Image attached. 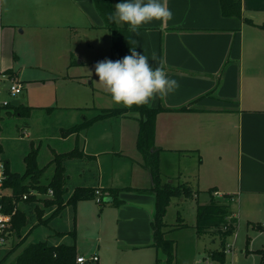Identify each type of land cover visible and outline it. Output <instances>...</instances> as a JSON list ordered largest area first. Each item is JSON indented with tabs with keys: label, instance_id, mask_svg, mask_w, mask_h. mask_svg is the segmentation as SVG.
I'll return each instance as SVG.
<instances>
[{
	"label": "crops",
	"instance_id": "1",
	"mask_svg": "<svg viewBox=\"0 0 264 264\" xmlns=\"http://www.w3.org/2000/svg\"><path fill=\"white\" fill-rule=\"evenodd\" d=\"M21 1L20 13L27 22L42 29L47 26L46 37L49 39L55 36L62 39L64 54L68 60L71 59L70 67L77 64L75 56H82L86 52L87 30L96 35L90 40L106 41L97 49L103 52L108 47L112 50V58L107 55L105 59L120 60L112 47V31L105 26L94 0ZM167 4L173 13L171 20H153L140 27L138 33L130 32L132 39L138 41L135 50L147 55L153 68L162 65L168 77L180 85L173 93L158 96L146 105L149 108L163 106L171 109L161 112L156 120L155 145L161 150V174V168L169 166L168 155L199 157L196 177L197 196L201 204L211 201L210 190H214L213 198L218 201H230L231 205L238 201L242 223L256 224L257 231L264 233V34L261 29L264 25V0H242L244 15L254 24L224 17L220 0H167ZM118 26L129 29L126 24ZM55 29H58L57 34L52 32ZM153 53L155 61L152 60ZM105 59L93 58L91 63ZM83 63L80 59L78 65ZM7 72H12L16 77L14 71L8 70L5 74ZM100 91L111 98L104 89ZM189 104L191 111H174ZM113 106L95 107L98 113L91 117L81 114V121L77 112L66 123L59 121L52 132L47 129L33 135L30 150L33 146L41 152L42 146L47 145L51 152L48 163L56 154L73 150L82 153L80 157L65 163L67 199L78 187L93 188L102 194L101 203L90 199L78 202L75 207L66 206L62 214L49 224H52L54 231L53 241H49V234L45 235L44 241L54 246H74L75 264L78 257H85L91 251L88 264H167L160 250L154 246L157 198L149 190L153 185L152 176L143 167V158L137 148L138 114L106 118L79 132L63 135L64 130L101 114L100 110L122 107ZM29 108L32 111L28 121L35 109H44L48 113L68 110L65 114L73 113V109H94ZM31 126V122H26V128L31 129ZM3 152L1 146V157ZM2 160L9 164L11 170L14 168L7 159L2 157ZM180 176L183 174L175 177L177 182ZM184 176L190 175L187 172ZM185 183L191 187L190 183ZM109 189L121 190L119 205L108 196L106 190ZM40 200L37 197L31 203L19 204V210H31L33 213L27 231L26 228L23 231V238L30 235V229L39 225L35 210L37 206L42 208ZM177 200L182 203L186 199ZM54 209L44 211L42 219L50 217ZM229 218L236 221L237 234L236 211L232 210ZM188 227L181 223L173 229L166 224L165 238L175 243L173 264L210 263L208 260L215 251L209 258L198 260L201 248L198 239L212 240L217 237L208 233L199 234L195 224V232L186 235L189 250L186 246L181 248L183 236L177 232L183 233L182 229ZM174 230H177L176 235L173 234ZM15 238L19 242L22 240L17 236ZM212 242L215 244L214 240ZM234 246L235 241L234 245L226 246V254L232 255V259L236 256ZM262 250L264 245L256 246L253 240H246L242 254L259 257L256 264H261ZM203 251L205 254L206 249ZM19 255L11 259L15 260ZM95 256L98 261H91Z\"/></svg>",
	"mask_w": 264,
	"mask_h": 264
},
{
	"label": "rangeland",
	"instance_id": "2",
	"mask_svg": "<svg viewBox=\"0 0 264 264\" xmlns=\"http://www.w3.org/2000/svg\"><path fill=\"white\" fill-rule=\"evenodd\" d=\"M21 6V0H0V72L5 73L8 70H12L16 73V77L14 75L11 78H15V81L23 86V91L16 99L28 107H94V109L80 111L73 109L71 111L73 113L70 114H65L69 112L68 110L64 113H58V111L53 109L55 112L48 113L44 109H35V113L32 115L30 121L15 116H8L4 109L1 112L2 120L0 122V145L4 151L2 157L7 159L11 163V166L14 167L12 171L19 174L25 172L26 165L24 156L30 151L29 145L35 132L43 133L47 129L52 132L58 127L59 121L66 123L71 117H75V113L77 112L80 114L79 121H81L83 114H86L88 117L94 114L96 115L98 109L95 107H112L114 105L111 98L105 96L100 91V89H103L102 86L94 82H98L99 77L95 74L96 63H91L93 58L105 59L107 55L111 56H109L110 59L112 58V50L110 48H105L103 52L97 49L99 45H105L106 41L102 39L96 42L90 40L96 37V35L93 31L87 30L85 33L87 40L85 44L86 52L85 54H81L82 56H75L74 61L77 64L70 67L71 59L68 60L64 54L62 39L57 36L49 39L46 37L48 35V31H46L47 26L42 29L39 25L27 22L20 13ZM20 23H22L21 26H19ZM8 25L12 27L7 28ZM261 29L264 34V27H261ZM57 30L55 29L52 32L57 34ZM82 47L83 45H81ZM80 59L84 61L83 65H78ZM89 71L92 73L91 77L88 75ZM11 83L10 78L5 80V83L2 85L3 89L6 90ZM2 98L11 99L10 95L5 91L2 94ZM26 122H31V129L25 127ZM63 135H65L64 131ZM47 148V145H43L41 152H39V167L49 166L48 161L51 159V152ZM168 156V168H161L162 180L164 182L173 180L175 184L188 182L197 191L198 182L196 176L198 168L196 167H198L199 157ZM2 157L0 156V161H3ZM45 169L42 180L47 183L52 177L53 168L47 167ZM187 172L190 176L185 177L184 173ZM180 174H183V176H180L181 179L177 183L175 177ZM198 202L202 203L200 200L197 201L196 198H188L182 203L177 198H173L164 218L165 224H168L173 229L181 223L189 226L186 229H182L183 233H179L177 230L173 232L174 235H176V231L177 234L183 236L182 241L186 245L181 243V248L186 246L189 250L186 235L195 232L193 226L197 222ZM227 204H229V207L231 206L229 208L230 212L232 210L236 211L238 220L237 234L235 233L236 235H232L226 240L227 248L228 245H234L235 241L233 248V250L235 249V258L232 259V255L228 253L223 263L209 258V255L213 251L218 250L219 244L221 243L220 238L217 237L212 238L215 244L210 239H198L201 247L198 260L201 261L206 257L209 258L208 261L211 264H256V260L259 257L255 255L245 256L242 254V250L245 249L246 240H253L256 246L264 245V233L257 231L258 225L256 224L248 225L245 221L242 223L240 218V204L238 201L232 205L228 201ZM178 219H180L179 222ZM29 231H31L30 235L14 251L11 258L19 255L30 244L44 241L46 234L51 236L49 241H53L52 234L54 231L52 224L44 228L42 225H37ZM173 234L171 233V237ZM175 238L178 239L177 236ZM18 240L17 238L9 239L7 247L13 249L15 244L19 242ZM205 249L207 253L205 252L204 254L203 250ZM90 256H92V251L85 258L88 259Z\"/></svg>",
	"mask_w": 264,
	"mask_h": 264
},
{
	"label": "trees",
	"instance_id": "3",
	"mask_svg": "<svg viewBox=\"0 0 264 264\" xmlns=\"http://www.w3.org/2000/svg\"><path fill=\"white\" fill-rule=\"evenodd\" d=\"M115 2L120 0H94L96 9L101 15L104 24L112 31L113 49L118 54L119 59L126 55H130L132 45L128 41L131 37L129 29L118 26L117 23L109 21L108 15L115 11ZM221 11L224 17L234 18L243 21L246 24H254V22L244 15L242 9V0H220ZM261 27H264L262 25ZM132 38V37H131ZM13 76L12 72H7ZM5 109L8 116H15L22 119H28L31 114V109L24 105L18 107L8 106L6 108L0 107V122L2 120L1 112ZM53 108H49L51 110ZM191 104L175 109L174 111L187 112L191 111ZM101 114L91 120L85 121L81 125L74 126L70 129L64 130L65 134L79 132L82 129L90 127L97 121L126 116L129 113L138 114L139 118V133L137 140V148L143 158V167L148 170L152 176L153 185L149 189L156 194V217L154 222V246L157 247L162 256H164L167 264H173L175 260V243L172 240L166 239L164 229L166 224L164 218L166 216L168 207L173 198H196L198 199L199 192H195L187 183L175 184L173 180L164 182L159 167L160 149L155 145V128L157 116L164 111H171V109L160 106L159 108H149L148 106L131 107V108H113L100 110ZM1 153V150H0ZM39 150L32 146L31 150L25 157L26 169L23 174L13 172L8 163H5L7 180L4 188L9 190L11 194L6 200V212H12L18 203H21L24 194L31 190H36L42 195H47L50 190L54 195L51 198H40L42 208L36 207V217L39 225L49 226L52 219L59 217L65 210L66 206L73 207L80 201L95 199L96 190L87 187H78L74 190L71 196L67 199L68 189L65 173V163L68 160L80 157L82 153L73 150L67 153L56 154L53 160L49 163V167H53V175L49 182H43L45 168H40L38 165ZM108 196L112 197L115 204L119 205L121 202L118 195L120 189H109ZM212 196L208 204H201L198 202V213L196 230L199 234H211L214 237L220 238V248L212 254V259L223 263L226 258V240L236 232V221L229 218L230 210L229 204L221 202L213 198L214 190H210ZM34 197H29L28 201L24 203H31ZM67 199V200H66ZM55 208L50 217L42 219L44 211ZM32 211L17 210L13 216V230L15 236L22 238L20 242L15 244L14 248L7 254L5 260H10L14 251L19 248L25 241L26 237H22L24 229L29 225L32 219ZM262 256L261 264H264V250L260 252ZM160 258L158 259V261ZM15 264H75L76 252L74 246H67L60 244L57 246L51 245L48 242L40 241L30 244L24 251L14 260Z\"/></svg>",
	"mask_w": 264,
	"mask_h": 264
},
{
	"label": "clouds",
	"instance_id": "4",
	"mask_svg": "<svg viewBox=\"0 0 264 264\" xmlns=\"http://www.w3.org/2000/svg\"><path fill=\"white\" fill-rule=\"evenodd\" d=\"M114 8L108 20L128 25L131 33H138L140 27L153 20L167 22L173 18L167 0H123L116 3ZM128 41L132 45L130 55L95 64V74L99 80L94 82L110 94L114 104L125 108L145 106L158 96H166L180 87L178 81L168 77L162 65L153 68L148 56L135 50L137 40L128 37ZM155 59L153 53L152 60ZM88 75L91 77L92 73L89 71Z\"/></svg>",
	"mask_w": 264,
	"mask_h": 264
},
{
	"label": "built area",
	"instance_id": "5",
	"mask_svg": "<svg viewBox=\"0 0 264 264\" xmlns=\"http://www.w3.org/2000/svg\"><path fill=\"white\" fill-rule=\"evenodd\" d=\"M11 79L12 83L11 85L4 90L2 85L5 83V80ZM7 92L11 99H3L2 94L3 92ZM23 91V86L15 81V78H11L8 74L1 73L0 72V107L6 108L8 106H11L12 100H15L18 95L21 94ZM8 176L6 173V167L5 163L3 161H0V264H15L14 259L5 260L7 254L12 250L11 248L7 247L8 240L11 238L15 239L14 230H13V223L12 219L13 216L16 214L17 210H19V204L14 208V210L10 212H6V198L11 194L9 190H6L4 188V184L7 180ZM54 193L52 190L48 192L47 195H42L36 190H31L29 193L24 194L21 200L22 202L28 201L29 197L34 198H51L53 197ZM217 195V194H215ZM102 194L99 190L95 192V200L98 203L102 202ZM264 227V223H263ZM91 261H98V258L92 257L90 259ZM89 260L85 257H78L77 258V264H88ZM211 264V263H208Z\"/></svg>",
	"mask_w": 264,
	"mask_h": 264
},
{
	"label": "water",
	"instance_id": "6",
	"mask_svg": "<svg viewBox=\"0 0 264 264\" xmlns=\"http://www.w3.org/2000/svg\"><path fill=\"white\" fill-rule=\"evenodd\" d=\"M11 106L12 107H18V106H20V101L19 100H12Z\"/></svg>",
	"mask_w": 264,
	"mask_h": 264
}]
</instances>
